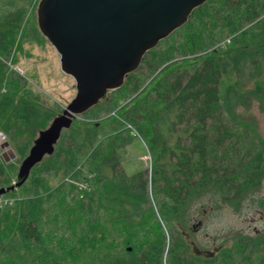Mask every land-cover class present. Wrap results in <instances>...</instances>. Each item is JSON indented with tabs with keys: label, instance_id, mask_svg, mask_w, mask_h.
<instances>
[{
	"label": "trees",
	"instance_id": "trees-1",
	"mask_svg": "<svg viewBox=\"0 0 264 264\" xmlns=\"http://www.w3.org/2000/svg\"><path fill=\"white\" fill-rule=\"evenodd\" d=\"M22 7L0 9V130L17 155L0 159L2 188L51 112L5 62L36 31ZM107 91L5 192L20 197L0 208V264H264V229L212 223L264 183V0L202 1ZM136 134L151 160L129 172Z\"/></svg>",
	"mask_w": 264,
	"mask_h": 264
},
{
	"label": "water",
	"instance_id": "water-1",
	"mask_svg": "<svg viewBox=\"0 0 264 264\" xmlns=\"http://www.w3.org/2000/svg\"><path fill=\"white\" fill-rule=\"evenodd\" d=\"M202 1L39 0L37 27L59 53L64 74L74 78L76 92L48 125L38 129L17 167V181L0 187V193L18 187L31 166L54 149L60 130L71 124L74 115L95 105L107 89L119 87L146 50L183 24ZM0 156L9 161L15 151L8 146Z\"/></svg>",
	"mask_w": 264,
	"mask_h": 264
},
{
	"label": "rangeland",
	"instance_id": "rangeland-1",
	"mask_svg": "<svg viewBox=\"0 0 264 264\" xmlns=\"http://www.w3.org/2000/svg\"><path fill=\"white\" fill-rule=\"evenodd\" d=\"M38 1L39 0H0V9L9 7V4L22 5L25 14V19L23 21L25 23H30L31 25L36 27L35 32L26 31V33H24V30L21 29L18 33H16L14 37V45L11 49L8 60H5V62L9 63V61L11 60L13 63L8 66L18 70L23 74L26 87L30 88L33 94L38 95L40 103H44L51 107V112L47 117L48 119L45 118L44 120V126L50 123L51 117H54L56 114L62 111L68 100L75 95L76 91L74 87V78H72L69 74H64V71H62V69L60 68L58 62L59 53L56 52L54 47H52L49 39H47L45 35L41 33L42 31L37 27L36 7L38 6ZM240 73H235L234 77L236 80L241 79L240 88L243 90L245 87L251 86V84L249 83V81H247L248 78L241 75ZM108 96L109 91L104 93L102 97H99L97 101L101 103L103 97ZM121 102H123V100H121ZM90 111L93 110L91 109ZM90 111H87V113H90ZM253 111H255L257 115L259 133L264 137V114L262 112H258L255 109H253ZM81 113L75 114L72 122H80L82 121V119L86 118V114ZM102 113L103 112L99 113L98 115H102ZM95 118L99 119L97 117ZM100 122H102L101 124L102 126H104L103 123L106 122V120H100ZM104 128L105 127H103V129ZM105 130L107 131L106 128ZM37 134L38 133L36 132V136ZM137 135L138 134H136V137L131 140L130 144L126 146L121 155L122 168L126 169L129 172L133 170L136 171L138 168L143 166H146L148 168L149 162L151 160V155H149L148 151L146 150L147 147L145 143ZM31 143L32 142H30V144ZM30 144L28 145V149L23 153V155L29 151ZM7 146L12 147L8 140ZM16 158L17 155L15 154V158L12 159L15 161ZM21 158L18 159L16 165L14 164V166H12L13 169L11 168L10 173L12 175L10 176V185L15 183L17 180L16 170L19 162L21 161ZM60 177L61 176H49V184L55 185ZM2 194L5 195V193ZM19 197L20 195L15 196L17 200L19 199ZM252 197L245 198L242 202V207H240L239 209H234L232 207H228V205H223L222 208H220V212H218L217 220H214L213 222L211 221L215 225V229L229 235H232V233L236 235L240 231L242 233H245L247 231H252L253 229L256 231L264 229V183L260 184L257 187V193L256 195L253 194ZM250 198L252 199L250 200ZM1 212L2 211H0V215L2 214ZM158 221H160L162 226L161 228L165 233V225L161 222L160 218L158 219ZM211 222L208 221V223ZM206 225L209 226V229H211V225ZM200 231L201 230H199L198 232L199 238L201 239L202 235Z\"/></svg>",
	"mask_w": 264,
	"mask_h": 264
},
{
	"label": "built area",
	"instance_id": "built-area-1",
	"mask_svg": "<svg viewBox=\"0 0 264 264\" xmlns=\"http://www.w3.org/2000/svg\"><path fill=\"white\" fill-rule=\"evenodd\" d=\"M6 139H7V135L0 130V154L8 148L7 145H3L4 142H7ZM16 200L17 198H15V196L6 195V194L4 195L0 193V208H3L9 204H13Z\"/></svg>",
	"mask_w": 264,
	"mask_h": 264
}]
</instances>
